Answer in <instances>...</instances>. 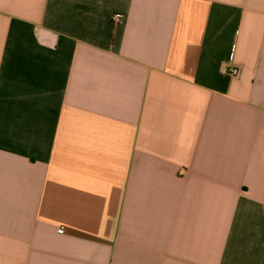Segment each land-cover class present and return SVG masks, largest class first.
<instances>
[{"label":"crops","instance_id":"0c3cea01","mask_svg":"<svg viewBox=\"0 0 264 264\" xmlns=\"http://www.w3.org/2000/svg\"><path fill=\"white\" fill-rule=\"evenodd\" d=\"M0 264H264V0H0Z\"/></svg>","mask_w":264,"mask_h":264},{"label":"built area","instance_id":"2783aa9c","mask_svg":"<svg viewBox=\"0 0 264 264\" xmlns=\"http://www.w3.org/2000/svg\"><path fill=\"white\" fill-rule=\"evenodd\" d=\"M116 18H118V15L116 16ZM225 71H226L229 75H231V76H233V77H236V76L239 75V68H238L237 66L233 65V64H230V65H228L227 67H225ZM57 230H58L59 232H61L63 229L60 227V228H58Z\"/></svg>","mask_w":264,"mask_h":264}]
</instances>
